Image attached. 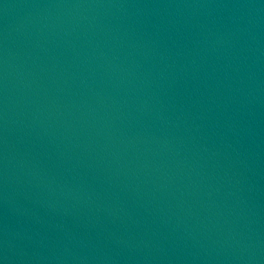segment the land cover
<instances>
[{
  "label": "water",
  "instance_id": "obj_1",
  "mask_svg": "<svg viewBox=\"0 0 264 264\" xmlns=\"http://www.w3.org/2000/svg\"><path fill=\"white\" fill-rule=\"evenodd\" d=\"M0 264H264V0H0Z\"/></svg>",
  "mask_w": 264,
  "mask_h": 264
}]
</instances>
